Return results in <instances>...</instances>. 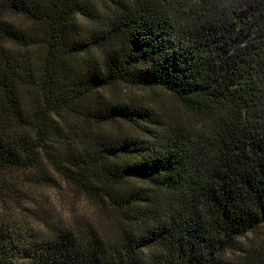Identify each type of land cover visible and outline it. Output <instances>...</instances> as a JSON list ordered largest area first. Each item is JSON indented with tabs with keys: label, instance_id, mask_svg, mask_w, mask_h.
<instances>
[{
	"label": "trees",
	"instance_id": "trees-1",
	"mask_svg": "<svg viewBox=\"0 0 264 264\" xmlns=\"http://www.w3.org/2000/svg\"><path fill=\"white\" fill-rule=\"evenodd\" d=\"M0 264H264V0H0Z\"/></svg>",
	"mask_w": 264,
	"mask_h": 264
},
{
	"label": "rangeland",
	"instance_id": "rangeland-1",
	"mask_svg": "<svg viewBox=\"0 0 264 264\" xmlns=\"http://www.w3.org/2000/svg\"><path fill=\"white\" fill-rule=\"evenodd\" d=\"M96 6L100 7L99 3H96ZM106 93L119 98H139L147 104L161 107L168 114L176 115L183 121L187 120L185 113L176 100L162 90L157 89L153 92L119 85L111 88ZM32 198L39 202L45 212L47 211L51 216L60 215L65 220H88L95 224L104 222L101 210L95 204L75 188L59 179L53 187L36 189L32 193Z\"/></svg>",
	"mask_w": 264,
	"mask_h": 264
}]
</instances>
